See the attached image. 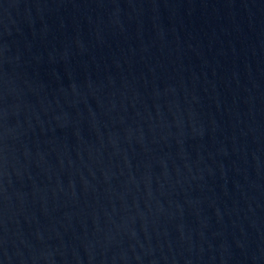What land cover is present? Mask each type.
<instances>
[{
    "label": "water",
    "instance_id": "obj_1",
    "mask_svg": "<svg viewBox=\"0 0 264 264\" xmlns=\"http://www.w3.org/2000/svg\"><path fill=\"white\" fill-rule=\"evenodd\" d=\"M0 264H264V0H0Z\"/></svg>",
    "mask_w": 264,
    "mask_h": 264
}]
</instances>
